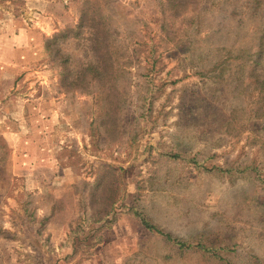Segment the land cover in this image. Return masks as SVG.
Returning <instances> with one entry per match:
<instances>
[{
  "label": "rangeland",
  "instance_id": "rangeland-1",
  "mask_svg": "<svg viewBox=\"0 0 264 264\" xmlns=\"http://www.w3.org/2000/svg\"><path fill=\"white\" fill-rule=\"evenodd\" d=\"M0 264H264V0H0Z\"/></svg>",
  "mask_w": 264,
  "mask_h": 264
},
{
  "label": "trees",
  "instance_id": "trees-1",
  "mask_svg": "<svg viewBox=\"0 0 264 264\" xmlns=\"http://www.w3.org/2000/svg\"><path fill=\"white\" fill-rule=\"evenodd\" d=\"M143 222H144V224L148 227V228H150V229H152L153 228V226H151L150 224H148L147 222H145V220L143 219L142 220ZM165 235V234H164ZM166 237H169V235H165Z\"/></svg>",
  "mask_w": 264,
  "mask_h": 264
}]
</instances>
